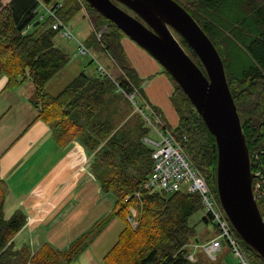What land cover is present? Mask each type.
<instances>
[{"label": "trees", "instance_id": "trees-1", "mask_svg": "<svg viewBox=\"0 0 264 264\" xmlns=\"http://www.w3.org/2000/svg\"><path fill=\"white\" fill-rule=\"evenodd\" d=\"M176 1L201 26L222 59L251 155V170L257 172L263 168V179L255 178L253 184L259 182L264 189V0ZM40 2L50 7L65 24L82 9V5L85 6L92 29L84 47L98 50L113 61L120 71L115 80L122 87L128 90L133 85L140 86V78L121 45L125 34L85 0H7L6 3L0 0V75L7 77L5 87L14 88L28 77L34 87L29 101L38 109L37 118L50 127L57 141L66 144L79 139L92 151L91 169L102 190L116 196L113 211L66 249L58 250L44 244L32 253L28 246L15 248L12 243V236L24 224L25 216L21 211H15L10 217L4 216L6 188L0 181V264H71L114 216L122 219L125 226L103 264H199L197 257L191 261L186 253L190 249L187 244L194 236L190 217L203 210L200 196L188 191L141 190L152 167L151 149L142 142L147 128L139 116L136 122L127 126L117 127L108 120L105 111H109L114 100L106 98V93L114 89L123 95L116 91L114 81L103 73L90 75L80 71L55 94L46 91V83L68 61L67 54L54 44V36L58 33L67 37L62 35L63 27L49 26V13ZM38 7L44 10V18H40ZM37 20L39 22L33 25ZM179 42L184 49V45L190 48L181 37ZM235 48L247 57L237 66L229 56ZM192 53L191 58L204 71ZM232 67L239 68L233 70ZM162 70L169 76L163 67ZM169 78L174 82L171 101L180 112L173 132L178 138L186 137L183 147L188 157L204 174L208 186L217 196L214 137L187 95ZM255 152L256 157L253 156ZM136 191H140L138 199L133 196ZM126 196H130L127 201L124 200ZM257 204L264 214V196L257 199ZM131 213L137 217L134 227L127 218ZM201 219L210 221L204 214ZM237 237L250 262L264 264L238 234Z\"/></svg>", "mask_w": 264, "mask_h": 264}, {"label": "crops", "instance_id": "crops-1", "mask_svg": "<svg viewBox=\"0 0 264 264\" xmlns=\"http://www.w3.org/2000/svg\"><path fill=\"white\" fill-rule=\"evenodd\" d=\"M125 37L122 36L121 45L126 55ZM134 52V58H127L140 78L136 61L144 59L140 49ZM156 70L164 80L161 73L165 72ZM6 81L7 77L0 75V181L6 188L3 213L10 217L21 211L25 216L24 224L12 236V243L15 248L26 245L32 253L44 244L64 250L113 211L116 196L103 191L93 173V152L79 139L66 144L57 141L50 127L37 118L38 109L29 101L32 90L15 102L14 95H23V87L20 83L7 88ZM150 83L144 81L146 85ZM137 90L140 98L158 111L142 95L140 86ZM173 91L174 86L168 93L172 106ZM124 226L122 219L112 217L71 264H103Z\"/></svg>", "mask_w": 264, "mask_h": 264}, {"label": "water", "instance_id": "water-1", "mask_svg": "<svg viewBox=\"0 0 264 264\" xmlns=\"http://www.w3.org/2000/svg\"><path fill=\"white\" fill-rule=\"evenodd\" d=\"M85 1L154 57L187 95L214 137V184L220 205L240 239L264 262V219L252 188L255 178L263 179V169L251 170L237 107L210 38L176 0ZM174 33L191 48L204 71Z\"/></svg>", "mask_w": 264, "mask_h": 264}, {"label": "rangeland", "instance_id": "rangeland-1", "mask_svg": "<svg viewBox=\"0 0 264 264\" xmlns=\"http://www.w3.org/2000/svg\"><path fill=\"white\" fill-rule=\"evenodd\" d=\"M3 2L6 3L7 0H3ZM38 10L39 14L44 13V10L41 7H38ZM87 17L88 10L85 6L82 5V9L67 21V25L72 31L74 37L63 38L58 33L54 36V44L67 54L68 61L63 66V68L60 69V71H58L57 74H55L48 82L47 90L49 93L53 94L58 92L80 71H84L90 75H97L99 73L97 69L99 64H101L102 67H104L105 70L114 79L120 73V71L117 70L116 67H114L115 65L113 64V61L104 56V54L102 55L98 50L90 49L91 54L79 53L78 43L81 42L83 44L92 29ZM49 22L50 21H48V23ZM101 29L105 30V26H102ZM175 36L179 41L180 37L176 34ZM129 43H131V46L129 45ZM125 44L126 55L128 58H134V51L140 49L144 60L137 59L136 64L139 65V75L141 76V93L143 96H145L155 104V107L158 109L159 116L165 122L167 127L173 129L180 117V112L174 106H172L168 96V93L173 89L174 82L165 73H161V75L164 77V80H162L159 77V72L156 70V68L159 70L162 69V66L158 63L157 60H155L154 57H152L142 47L137 45L127 36L125 37ZM184 47L186 48L185 51L188 53V55L190 57L193 56L190 48L186 47V45H184ZM229 56L233 58V64L236 63V66L238 63L241 64L240 62H244L247 59V57L243 56L242 54L240 55L236 48L233 51L229 52ZM134 61L135 59L133 60V62ZM232 68L233 70H236L239 67ZM144 81L151 83L150 85H146L144 84ZM20 85H22L23 87V95L19 93L15 94V102H18L20 99L24 98L26 91L31 89L33 92L34 89L33 84L28 77H26ZM133 86L135 89H137L135 85ZM106 98H112L114 100V103L111 104L112 106L110 107L109 111L106 109L105 113L108 120L115 126L119 127L123 124L127 126L128 124H133L137 121L139 113L126 96L119 95L114 92V89H112L106 93ZM135 99L137 100L138 105L141 106V99L138 96H136ZM18 110L21 109L19 108ZM13 111H16L15 108L13 109ZM203 214L204 211L199 210L190 217V224L194 226V236L188 242L187 247L190 248V245L195 243L198 245L195 256L197 257L199 264H236L237 259L231 251L229 245H224L218 252L216 258H208L201 248V245L203 243L213 238L217 233L215 224H213L211 221L205 222L201 219ZM130 224H133L131 226L134 227L137 225V222H132Z\"/></svg>", "mask_w": 264, "mask_h": 264}, {"label": "built area", "instance_id": "built-area-1", "mask_svg": "<svg viewBox=\"0 0 264 264\" xmlns=\"http://www.w3.org/2000/svg\"><path fill=\"white\" fill-rule=\"evenodd\" d=\"M40 3L49 13V26L53 28L63 27V36L67 38L74 37L67 24H65L50 7L45 5V3ZM40 18H44L43 14H41ZM78 47L79 53H90V49L84 47L81 42L78 43ZM97 69L99 73L105 74L114 81L116 91L126 96L135 106L139 113V117H141L144 126L147 128V133L142 137V142L151 149L150 158L152 167L141 184V190L163 191L166 193H173L176 191L198 193L204 215L215 224L217 231L213 238L201 245L207 257L216 258L222 247L224 245H229L237 259L236 264H252L238 240L236 231L223 211L217 196L208 186L204 174L196 168L188 157L183 147V141L186 140V137L182 136L178 138L174 134L173 129L167 127L159 116L158 111L140 98L137 89L133 87L131 90H127L122 87L101 64L98 65ZM136 96L141 99V106L138 105L135 99ZM252 188L256 201L258 198H263L264 189L261 188L259 182L252 184ZM140 191H136L133 196L138 199ZM129 198L130 196H126L124 200L127 201ZM261 215L264 219V214ZM128 220L135 223L137 222V217L130 214L128 215ZM190 248L191 249L186 253V257L193 261L196 257L195 254L198 245L196 243L191 244Z\"/></svg>", "mask_w": 264, "mask_h": 264}, {"label": "flooded vegetation", "instance_id": "flooded-vegetation-1", "mask_svg": "<svg viewBox=\"0 0 264 264\" xmlns=\"http://www.w3.org/2000/svg\"><path fill=\"white\" fill-rule=\"evenodd\" d=\"M255 157V156H254ZM263 169V168H262ZM260 171V170H259ZM259 171H257V172H259ZM261 175L263 176V172L261 173Z\"/></svg>", "mask_w": 264, "mask_h": 264}]
</instances>
